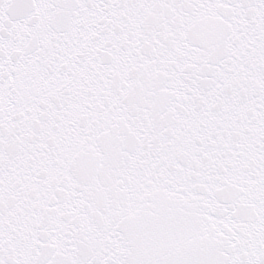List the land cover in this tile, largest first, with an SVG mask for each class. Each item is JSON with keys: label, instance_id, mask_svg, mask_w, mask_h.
Segmentation results:
<instances>
[{"label": "snow or ice", "instance_id": "snow-or-ice-1", "mask_svg": "<svg viewBox=\"0 0 264 264\" xmlns=\"http://www.w3.org/2000/svg\"><path fill=\"white\" fill-rule=\"evenodd\" d=\"M0 264H264V0H0Z\"/></svg>", "mask_w": 264, "mask_h": 264}]
</instances>
